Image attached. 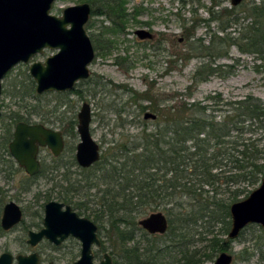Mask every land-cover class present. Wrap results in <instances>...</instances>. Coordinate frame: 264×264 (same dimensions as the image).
I'll list each match as a JSON object with an SVG mask.
<instances>
[{
	"label": "trees",
	"instance_id": "obj_1",
	"mask_svg": "<svg viewBox=\"0 0 264 264\" xmlns=\"http://www.w3.org/2000/svg\"><path fill=\"white\" fill-rule=\"evenodd\" d=\"M100 4L101 14L112 22L108 33L124 31L132 14L139 13L138 7L128 12L127 0H101ZM236 9L210 10L219 22V32L225 34L216 33L211 45L203 46L211 60L199 64L193 74L195 84L219 71L213 61L228 56L231 46L264 61V0L244 3L242 11L251 21L236 28L238 35L233 36L227 29L244 24L241 17H232ZM224 17L229 19L225 21ZM35 97L40 104V95ZM156 97L150 91L140 97L150 102L142 109L157 115L156 127L150 131L143 127L130 141H112L114 144L104 150L100 160L84 169L94 171L85 176L86 187L75 185L64 174L67 185L59 192L58 200L72 204L80 215L93 217L99 234L108 228L114 241L110 252L114 264L213 262L218 254L229 250L233 241L226 238L231 205L247 197L264 176V144H259L264 141V100L251 94L231 100L211 96L205 99L208 102L179 99L176 93L164 100ZM63 105L68 107L69 103L64 101ZM38 109L31 107L29 115ZM41 110L44 112L39 117L44 123H48V111H57ZM10 119L16 123L24 120V115L14 112ZM76 122L74 118L68 126L62 123L63 132L73 133ZM6 129L7 135L0 139V152H8L11 131ZM92 189L97 192L92 194ZM75 193L87 202H74ZM52 197L48 193L45 199ZM159 210L168 217V230L149 234L139 225V218ZM218 224L220 229L214 233L212 228ZM101 241L95 257H101L105 249Z\"/></svg>",
	"mask_w": 264,
	"mask_h": 264
},
{
	"label": "rangeland",
	"instance_id": "obj_2",
	"mask_svg": "<svg viewBox=\"0 0 264 264\" xmlns=\"http://www.w3.org/2000/svg\"><path fill=\"white\" fill-rule=\"evenodd\" d=\"M100 1L58 0L52 9L53 14L61 15L65 7L83 2L90 3L93 9L86 29L93 42L96 57L89 66L90 77L77 83L75 92L62 97H58L57 92H46L40 95L39 104L38 98L35 97L36 83H31L28 77L29 64L26 63L15 66L2 81L0 138L5 134L7 126L15 127L10 115L16 112L26 116L31 107L57 110L53 113L48 111V116L56 121L52 127L61 131L62 123L65 122V126H68L69 120L74 118L77 122L74 132L65 134L66 147L60 156V164L66 166L54 173L46 172V175L29 182L25 181L24 173L17 170V167L13 174H8L4 160H0V255L4 251L17 255L29 254L36 250L42 256V264H48L50 261L55 264H73L79 258L81 245L75 238L67 239L59 248H54L47 240L32 247L27 243V239L29 230L38 231L43 227L44 207L41 206L50 201L45 199V196L52 193L51 200H58L59 192L65 189L67 184L64 183V174L70 182L80 184L83 188L86 187L85 176L94 172L92 169L84 171L78 164L73 163L80 141L77 130L78 112L85 102L89 103L92 109V136L101 145V152L104 153L107 147L114 144L112 141H130L131 136H135L143 127H148V131L156 127L155 119L144 118L147 111H152L142 109V105H149L150 102L141 100L140 97L149 91L151 95L157 96L156 98L160 97V100L175 93L179 99L182 97L187 100L190 98L189 100L205 101L211 96L231 100L250 94L264 100V61L254 54L242 53L235 45L230 47L228 56L214 61L212 58L215 62L213 66H218L219 71L210 75L206 81L198 84L193 81V74L199 64L211 60L203 46L211 45L210 40L216 33L225 34L219 32V22L213 19L210 10L233 8L231 0H127L128 12L133 13L138 7L139 13L132 14L124 31L117 34L108 33L112 22L106 15L101 14ZM250 1L252 0H244L232 16L241 17L244 24L232 25L226 32H233V36H237L235 29L251 21L242 11L244 3ZM228 19L224 17L225 21ZM140 28L151 31L153 38L140 39L136 34V30ZM56 51L45 49L32 61H44ZM188 94L191 96L188 97ZM57 98L60 99L57 101ZM64 101L69 103L68 107L63 105ZM167 102L170 103L171 100L168 99ZM41 113L43 114L42 111ZM259 144L263 145L264 141ZM3 155L7 158L6 154ZM52 156L47 148L41 152L42 160L49 165H53ZM24 182L28 186L26 189ZM90 192L93 194L97 190L92 189ZM93 197L91 195V200ZM11 200L24 210V222L12 230L5 231L1 228V216L4 205ZM73 200L87 202V198L79 193H75ZM90 206L92 207V204ZM74 210L79 213L78 209ZM81 216L95 222L91 216ZM212 229L217 233L220 224ZM99 236L105 242V249L101 257H95L97 264L103 259L105 252L110 254L111 244L114 242L108 228ZM210 236L212 233H209ZM230 240H233L228 250L234 256L232 264H264V230L260 224H250L238 238ZM99 249L96 245L93 248L95 252Z\"/></svg>",
	"mask_w": 264,
	"mask_h": 264
},
{
	"label": "water",
	"instance_id": "obj_3",
	"mask_svg": "<svg viewBox=\"0 0 264 264\" xmlns=\"http://www.w3.org/2000/svg\"><path fill=\"white\" fill-rule=\"evenodd\" d=\"M58 0H0V98L4 77L18 64H29V72L36 83V92H64L72 90L76 84L88 79L90 64L96 57L93 42L86 24L91 15L88 2L65 7L61 15L52 13ZM244 0H231L233 6ZM140 39L153 38L145 28L136 30ZM45 49L57 50L44 61L32 59ZM1 109V108H0ZM145 119H156L157 115L147 111ZM92 109L85 102L78 112L77 130L80 141L77 144L76 159L80 166L87 168L98 162L101 146L91 133ZM40 147H48L55 156L65 148L62 131L46 127L44 124L19 122L9 148L12 156L27 173L34 175L40 171L38 153ZM43 227L29 232L28 242L32 247L44 238L57 245L73 236L81 242V255L74 264H97L94 246L101 240L98 225L88 217L79 215L72 206L57 200L45 204ZM231 227L227 237L236 239L250 224H260L264 230V176L258 187L234 202L230 207ZM22 218V211L13 201L6 204L2 226L9 229ZM139 225L149 234H164L169 227L167 215L154 211L139 220ZM16 264H42L39 253L18 254ZM234 256L228 251L221 252L211 264H232ZM14 255L4 252L0 264H13ZM48 264H55L50 261ZM99 264H114L113 257L104 253Z\"/></svg>",
	"mask_w": 264,
	"mask_h": 264
},
{
	"label": "flooded vegetation",
	"instance_id": "obj_4",
	"mask_svg": "<svg viewBox=\"0 0 264 264\" xmlns=\"http://www.w3.org/2000/svg\"><path fill=\"white\" fill-rule=\"evenodd\" d=\"M90 4V3H89ZM90 6H91V4H90ZM91 13H93V9H92V7H91ZM151 32V31H150ZM153 34V33H152ZM151 39V38H150ZM21 64V63H20ZM30 73V72H29ZM30 75V74H29ZM91 75V74H90ZM31 76V75H30ZM32 77V76H31ZM33 78V77H32ZM34 80V79H33ZM84 80H86V79H84ZM82 81V80H81ZM34 82H35V80H34ZM80 82V81H79ZM78 82V83H79ZM76 87V86H75ZM75 87L72 89V90H69V91H64V92H57V93H61V94H68V93H70V92H75L74 90H75ZM35 91H36V87H35ZM49 92H55V91H49ZM37 93V92H36ZM46 93V92H45ZM38 94V93H37ZM44 94V93H43ZM39 95H42V94H39ZM41 111L42 112H44L43 110H40V109H38L34 114H32V115H29V113L27 112L26 113V117L24 116V120H20V121H18V122H16L15 123V127H10V126H7L9 129H10V131H11V135H10V140L8 141V143H7V147H8V152H6V151H1L0 152V160L2 161V160H4V162H5V164H6V169H5V171L9 174V173H14L15 171H16V169L17 170H19V171H22L23 173H24V175H25V181H29V182H31V181H35L37 178H39L40 176H42V175H46L45 173L46 172H49V174H51V172H53L54 173V171L56 172V171H58L59 169H60V167L58 168V167H56V164L58 165L59 163H60V161H61V159H60V156L62 155V153H63V151H62V153L60 154V155H58V156H55L53 153H52V151L48 148V147H40V149H39V153H38V160H39V162H40V165H41V167H40V171L38 172V173H36V174H34V175H30L29 173H27V171H26V169L23 167V166H21L20 164H19V162L12 156V154H11V152H10V148H9V145H10V142L12 141V139H13V137H14V132H15V129H16V125L19 123V122H25V123H28V124H44L46 127H48V128H52V129H56V128H54V127H52V124H55V122L56 121H53V119H52V117H50V116H48V114L46 115L47 116V119H48V123H44V122H42V119H40V117L39 116H41L42 115V113H41ZM50 113H53V112H51V111H49ZM0 114H1V109H0ZM29 115V116H28ZM35 116H38V118H35ZM46 119V120H47ZM11 122H12V120H11ZM50 123V124H49ZM6 127V128H7ZM57 130H59V129H57ZM61 131V130H60ZM7 129H6V131H5V134L1 137V138H3L5 135H7ZM62 133H63V131H62ZM63 135H64V138H65V133H63ZM8 136H9V134H8ZM0 138V139H1ZM1 143V142H0ZM1 146H2V143L0 144V148H1ZM101 146V145H100ZM65 147H66V139H65ZM49 149L50 151H51V153L53 154V156H52V162H53V165H49V164H47L44 160H42V158H41V152L43 151V150H45V149ZM65 149V148H64ZM3 154H6L7 155V158H5L6 156L5 155H3ZM101 154H102V152H101ZM5 156V157H4ZM101 158V157H100ZM73 163L74 164H78L79 165V163L77 162V159H76V154H75V159L73 160ZM97 163V162H96ZM96 163H94V164H96ZM93 164V165H94ZM92 165V166H93ZM64 166H66V164H64L63 165V167ZM80 166V165H79ZM15 167H17L16 169H15ZM82 169H87V168H90V167H87V168H84V167H82V166H80ZM26 187H28L27 186V184H26V182H24V189H26ZM13 200H11V201H9V202H7L6 204H8V203H10V202H12ZM51 201V200H50ZM58 201V200H57ZM14 203H16L15 201H13ZM49 202V201H48ZM60 202H62V201H60ZM47 203V202H46ZM45 203V204H46ZM65 203V202H64ZM6 204L4 205V207H3V212H2V216H1V228L3 229V230H5V231H9V230H12V229H14L15 227H17L19 224H22L23 222H24V210L20 207V205L18 204V203H16L18 206H19V208L21 209V211H22V218H21V220L18 222V223H16L13 227H11V228H9V229H4L3 228V226H2V218H3V215H4V208H5V206H6ZM66 204V203H65ZM41 207H44V209H45V205H42ZM73 208V207H72ZM74 210V209H73ZM161 211V210H160ZM79 214V213H78ZM44 215H45V211H44ZM80 215V214H79ZM168 218V217H167ZM43 219H44V217H43ZM96 223V222H95ZM97 224V223H96ZM98 225V224H97ZM42 228V227H41ZM40 230V229H39ZM31 230H29L28 231V239H27V243L31 246V244L28 242V240H29V232H30ZM34 231H36V230H34ZM98 234H99V227H98ZM100 237V236H99ZM69 238H75V237H73V236H70V237H68L67 239H69ZM66 239V240H67ZM75 239H77V238H75ZM45 240H47L48 242H50L48 239H46V238H44L43 240H41L39 243H38V245L41 243V242H43V241H45ZM66 240H64L61 244H59V245H57V244H55V243H53V242H50V243H52L53 244V247L54 246H56V247H61L62 246V244L66 241ZM78 240V239H77ZM100 240H101V238H100ZM79 241V240H78ZM79 243H80V245H81V242L79 241ZM101 244H102V241H101ZM38 245H36V246H38ZM35 246V247H36ZM101 246V245H100ZM99 246V247H100ZM4 252H9V251H4ZM3 252V253H4ZM32 252H37V253H39L38 251H32ZM11 253V252H10ZM94 253H95V251H94ZM106 253V252H105ZM19 254H24V253H19ZM14 255V254H13ZM18 255V254H17ZM17 255H14V263L13 264H16L17 263V260H16V256ZM39 255H40V258H41V262H42V256H41V254L39 253ZM80 255H81V249H80ZM80 257V256H79ZM75 262V261H74ZM74 262H73V264H74Z\"/></svg>",
	"mask_w": 264,
	"mask_h": 264
}]
</instances>
